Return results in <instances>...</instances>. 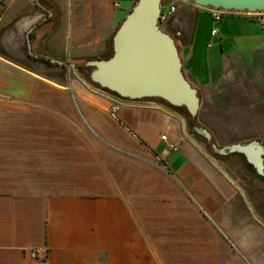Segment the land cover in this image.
Here are the masks:
<instances>
[{"label": "crops", "instance_id": "crops-1", "mask_svg": "<svg viewBox=\"0 0 264 264\" xmlns=\"http://www.w3.org/2000/svg\"><path fill=\"white\" fill-rule=\"evenodd\" d=\"M27 1L3 0L0 22L25 12L13 35L36 31L39 41L55 28L53 0ZM78 1L70 0L72 13ZM111 4L94 11L127 15ZM176 9L162 29L199 93L226 83L238 41L264 67V11L254 20L228 11L216 23L203 6L180 1ZM89 27L71 19L73 45ZM64 34L49 35L45 49L64 52ZM125 101L0 57V264H35L31 249L46 251V264H264V225L187 138L177 113Z\"/></svg>", "mask_w": 264, "mask_h": 264}, {"label": "rangeland", "instance_id": "rangeland-1", "mask_svg": "<svg viewBox=\"0 0 264 264\" xmlns=\"http://www.w3.org/2000/svg\"><path fill=\"white\" fill-rule=\"evenodd\" d=\"M43 1L42 3L50 4L52 0ZM103 1L80 0L73 10L74 13H72L73 8L71 9L69 6L70 0H53L51 4H53L52 7L55 10V16L52 26L55 28L53 31L45 32L40 36L39 41L35 40L36 31L32 32L28 39L23 35H13L16 19L20 18L22 14L25 15V12L8 20L2 18L0 22V57L16 62L22 65L24 69L38 74L41 78L54 81L56 84L69 85L74 89L86 87L71 69L60 66L55 62L85 66L87 61L105 58L106 54L109 53L110 41L125 17L118 19L113 13H105L101 16L100 13L95 12L94 8L99 4L101 5ZM27 2L29 4L31 0ZM131 5V1L123 3L128 12ZM26 8V6H22V9L26 10ZM237 13V17L242 19H255L253 12ZM73 18H76V22L80 27L85 24L90 25L88 30H80L76 45L72 44L69 32L71 19ZM55 32L65 33L63 39L65 50L61 54L48 52L44 46L50 38L49 35H53ZM6 37L11 39L10 45L4 41ZM34 40L37 43L34 44ZM28 41L31 48L27 44ZM246 44L243 41H238L234 45L226 83H216L215 88L211 87L207 90L201 89L202 104L200 105L197 124L212 134L211 142L205 143L201 137L194 135L189 129L188 131L200 143V146L216 161H219L232 179L242 187L251 203L254 214L258 216V219L264 225V181L256 178L239 157L231 154L217 158L212 155L211 148L212 144H215L217 148H223L232 144H246L254 140L260 141L264 145V67L261 66L260 62L262 60L260 57H257L256 54V56H252L250 51H246L248 50V44ZM249 44L256 47L255 50L259 46L257 43ZM10 47L15 48L12 54L6 51ZM10 50L12 51V49ZM31 54L44 59L41 60ZM50 59L55 60V62L49 61ZM76 72L81 78L85 79L77 70ZM151 101L160 104L153 101V99ZM235 191L240 199L246 203V209L250 212L247 202L237 190Z\"/></svg>", "mask_w": 264, "mask_h": 264}, {"label": "water", "instance_id": "water-1", "mask_svg": "<svg viewBox=\"0 0 264 264\" xmlns=\"http://www.w3.org/2000/svg\"><path fill=\"white\" fill-rule=\"evenodd\" d=\"M3 0H0V3ZM204 8H221L225 11L263 12L264 0H184ZM163 0H137L121 21L112 37V56L107 59L87 61L85 72L96 88H93L76 72V65L57 63L71 69L74 75L92 91L115 94L121 100L141 102L146 99H159L174 108H185L189 118H197L202 104L201 95L183 74L180 51L174 38L163 30L158 22ZM33 55V54H32ZM164 110L169 108L158 105ZM182 119L184 133L201 153L229 180L242 195L248 208L254 214L251 203L242 187L205 151L190 135L187 120ZM194 135L210 143L212 134L201 126L193 128ZM219 157L242 155L254 168L258 176L264 177V145L260 141L235 144L223 148L211 145ZM255 215V214H254Z\"/></svg>", "mask_w": 264, "mask_h": 264}, {"label": "built area", "instance_id": "built-area-1", "mask_svg": "<svg viewBox=\"0 0 264 264\" xmlns=\"http://www.w3.org/2000/svg\"><path fill=\"white\" fill-rule=\"evenodd\" d=\"M126 1H131L132 5L131 7L136 3L137 0H112V7L115 10H121L123 8V3ZM180 1H184V0H175L172 4L168 5V6H163L162 7V12L159 18V26L162 28L163 24H165L166 22H168L169 18L174 17L176 15L177 9V3ZM208 10V13L210 14V16L212 17V19L214 20V22L216 23H221L223 20V16L225 15L226 12L225 10H221V8H212V7H207L206 8ZM251 13V12H248ZM0 18H1V13H0ZM218 30H214L213 34H217ZM134 101H128L126 100L124 102V104H129L132 103ZM120 104V103H119ZM118 104V105H119ZM121 105V104H120ZM155 107V106H153ZM167 136H163L162 139L165 141ZM170 148H174L173 145H169ZM29 255L30 257L33 259L35 264H46L47 263V253L46 251H40L37 249H31L29 251Z\"/></svg>", "mask_w": 264, "mask_h": 264}, {"label": "trees", "instance_id": "trees-1", "mask_svg": "<svg viewBox=\"0 0 264 264\" xmlns=\"http://www.w3.org/2000/svg\"><path fill=\"white\" fill-rule=\"evenodd\" d=\"M112 53H113V49H112V39H111V41H110V51H109V53L106 54L105 58H104V57H102V58H96V60H101V59L107 60V59H109V58L112 56ZM76 67H77L76 70L78 71V73H79L80 75H82V76L87 80V82H88L89 84H91L92 86L95 87V85H93V84L91 83L88 74L85 72V70H86L87 68H86L85 66H79V65H76ZM107 93H108V92H107ZM110 94H111V93H110ZM111 95L117 96V95H115V94H111ZM152 99H153V98H152ZM146 100H151V99H146ZM144 101H145V100H144ZM153 101H157V102L160 103L161 105H163V106L169 108L170 111L175 112V113H177V114H179V115H181V116H184L185 119L187 120V121H186V122H187V127H188V129L190 130L191 133L194 134V132H193V128H194L195 126H200V125L197 124V121H198L197 119H198V117L195 118V119H193V118H189L188 115H187V113H186V111H185V108H174V107H171V106H169V104H167V103H165L164 101L159 100V99H153ZM205 143H206V142H205ZM207 145H209V144H207ZM212 155L215 156V157H217V158H220L219 156H217V154H214L213 151H212ZM235 156L239 157V158L244 162V164L249 168L250 171H252V173L256 176V178L261 179V180L264 181V177L258 176V175L255 173L256 171L254 170V168H253L252 166H250V165L246 162L245 158H244L242 155H235Z\"/></svg>", "mask_w": 264, "mask_h": 264}]
</instances>
